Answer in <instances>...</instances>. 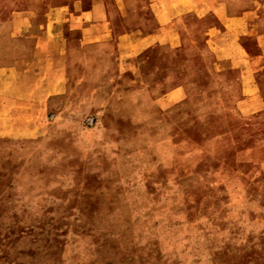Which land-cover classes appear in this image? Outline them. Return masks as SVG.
Wrapping results in <instances>:
<instances>
[{"label": "rangeland", "instance_id": "374dc122", "mask_svg": "<svg viewBox=\"0 0 264 264\" xmlns=\"http://www.w3.org/2000/svg\"><path fill=\"white\" fill-rule=\"evenodd\" d=\"M99 5L65 66L0 45V264H264V0Z\"/></svg>", "mask_w": 264, "mask_h": 264}, {"label": "crops", "instance_id": "0c3cea01", "mask_svg": "<svg viewBox=\"0 0 264 264\" xmlns=\"http://www.w3.org/2000/svg\"><path fill=\"white\" fill-rule=\"evenodd\" d=\"M22 1L13 0L10 15L0 19L1 49L10 55L26 56L25 41L32 40L37 51L32 56L49 57L54 63L63 61L65 66L69 60L86 56L90 44L112 39L106 28L109 22L94 14L102 8L99 0L36 1L28 7V13ZM64 28L69 34H65ZM20 66L17 60L16 67Z\"/></svg>", "mask_w": 264, "mask_h": 264}]
</instances>
